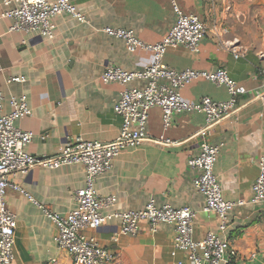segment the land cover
Returning <instances> with one entry per match:
<instances>
[{
    "label": "crops",
    "instance_id": "crops-1",
    "mask_svg": "<svg viewBox=\"0 0 264 264\" xmlns=\"http://www.w3.org/2000/svg\"><path fill=\"white\" fill-rule=\"evenodd\" d=\"M86 22L66 13L54 18L55 36L10 30L12 20L2 16L0 0V90L3 111L10 112L9 100L26 95L31 115L16 120L22 130L34 136L25 150L37 157L58 153L77 137L110 141L121 118L113 111L122 86L102 83L101 72L108 64L126 71H141L152 61V53L129 52L124 42L109 36L103 27L132 29L146 43L162 39L175 22L169 0H72ZM184 14L197 15L206 25L198 51L182 45L170 47L163 61L175 69L190 67L213 72L219 68L244 85L235 110L217 122L209 135L220 145L214 173L223 197L235 205L227 213L226 238L235 249V264L264 261V211L250 202L252 184L258 174V159L264 156V0H176ZM24 76V82L11 81ZM133 80L129 86L142 87ZM208 95L227 98L221 85L193 80L181 89V98L193 102ZM205 125L197 112L172 115L164 129L162 112L152 108L145 138L136 147H126L112 168L97 177L100 195L114 196L104 215L142 209L151 199L157 207H189L195 212L193 237L202 239L218 232V218L206 211L204 196L193 185L196 172L188 160L199 151L197 132ZM85 172L73 164L55 169L35 166L9 181L22 187L38 203L60 215L76 207V190L84 186ZM8 209L16 217L14 259L11 264H73L68 252L54 242L56 227L42 210L19 190H6ZM119 220L111 218L85 234L116 254L112 264H190L185 254L171 255L174 230L160 223L152 231L141 222L136 235H119Z\"/></svg>",
    "mask_w": 264,
    "mask_h": 264
},
{
    "label": "built area",
    "instance_id": "built-area-1",
    "mask_svg": "<svg viewBox=\"0 0 264 264\" xmlns=\"http://www.w3.org/2000/svg\"><path fill=\"white\" fill-rule=\"evenodd\" d=\"M175 13V22L170 30L155 43H146L138 38L132 29L103 27L101 31L124 42L129 52L137 50L152 53V61L141 71H126L115 64H108L101 72L102 83H117L122 86L119 99L113 111L122 122L117 135L110 141L83 139L77 137L58 153L37 157L25 150L34 134L22 130L15 121L31 115L26 95L9 100L10 112L3 111V96L0 90V264H11L14 259L16 217L6 203V190L13 187L33 201L55 225L54 242L70 255L73 264H112L116 254L86 235V229H94L111 218L119 220L118 233L111 237L117 241L121 235H136L141 222H147L155 231L160 223L173 226L174 238L171 255L185 254L190 264H235V249L221 234L227 230V213L236 204L223 197L220 184L214 173V165L220 145L208 140L213 126L235 110L237 98L246 93L244 85L232 79L226 70L213 72L197 71L190 67L175 69L163 61L168 48L182 45L198 51L206 33L205 23L195 14H184L176 0H169ZM5 6L3 17L12 20L10 30L40 34L48 39L55 36L54 18L66 13L77 21L86 22L85 15L77 9L72 0H1ZM264 79V70L261 71ZM9 82H24V76L10 77ZM133 80L145 81L142 87L129 86ZM193 80H204L221 85L227 98L215 100L202 95L193 102L181 98V89ZM264 100V93L262 95ZM159 108L162 112L164 129L172 124V115L182 112H197L204 116L205 125L197 132L199 153L188 160L196 172L193 185L205 199L206 211L218 218V232H208L202 239L193 237L195 212L189 207H173L165 204L157 207L151 199L142 209L104 215L102 210L115 204L114 196H103L95 189L97 177L109 171L115 158L126 147H136L146 136L149 111ZM79 164L85 172L84 186L75 193L76 207L65 215L52 211L35 201L22 187L9 181L18 174H25L31 168L40 166L55 169L61 166ZM250 202L261 205L264 211V156L258 159V174L252 184ZM264 264V261L262 262Z\"/></svg>",
    "mask_w": 264,
    "mask_h": 264
}]
</instances>
